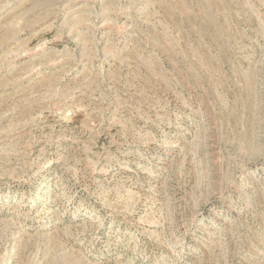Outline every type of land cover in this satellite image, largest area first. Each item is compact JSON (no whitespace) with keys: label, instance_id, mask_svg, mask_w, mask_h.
I'll list each match as a JSON object with an SVG mask.
<instances>
[{"label":"rangeland","instance_id":"obj_1","mask_svg":"<svg viewBox=\"0 0 264 264\" xmlns=\"http://www.w3.org/2000/svg\"><path fill=\"white\" fill-rule=\"evenodd\" d=\"M0 264H264V0H0Z\"/></svg>","mask_w":264,"mask_h":264}]
</instances>
